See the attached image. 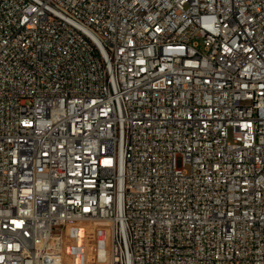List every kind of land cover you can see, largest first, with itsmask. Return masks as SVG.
<instances>
[{"label":"built area","instance_id":"obj_1","mask_svg":"<svg viewBox=\"0 0 264 264\" xmlns=\"http://www.w3.org/2000/svg\"><path fill=\"white\" fill-rule=\"evenodd\" d=\"M84 223L107 264H264V0H0V264Z\"/></svg>","mask_w":264,"mask_h":264},{"label":"rangeland","instance_id":"obj_2","mask_svg":"<svg viewBox=\"0 0 264 264\" xmlns=\"http://www.w3.org/2000/svg\"><path fill=\"white\" fill-rule=\"evenodd\" d=\"M181 163V162H180ZM101 225H71L65 233L66 264H107L108 232Z\"/></svg>","mask_w":264,"mask_h":264}]
</instances>
